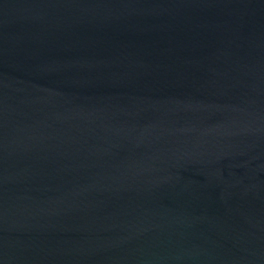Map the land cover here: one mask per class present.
Here are the masks:
<instances>
[{"label": "water", "instance_id": "95a60500", "mask_svg": "<svg viewBox=\"0 0 264 264\" xmlns=\"http://www.w3.org/2000/svg\"><path fill=\"white\" fill-rule=\"evenodd\" d=\"M0 264H264V0H0Z\"/></svg>", "mask_w": 264, "mask_h": 264}]
</instances>
